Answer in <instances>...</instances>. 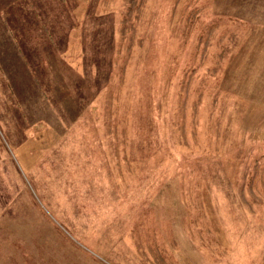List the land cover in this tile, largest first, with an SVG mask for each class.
Masks as SVG:
<instances>
[{
  "label": "rangeland",
  "instance_id": "1",
  "mask_svg": "<svg viewBox=\"0 0 264 264\" xmlns=\"http://www.w3.org/2000/svg\"><path fill=\"white\" fill-rule=\"evenodd\" d=\"M0 264H264V0H0Z\"/></svg>",
  "mask_w": 264,
  "mask_h": 264
},
{
  "label": "crops",
  "instance_id": "2",
  "mask_svg": "<svg viewBox=\"0 0 264 264\" xmlns=\"http://www.w3.org/2000/svg\"><path fill=\"white\" fill-rule=\"evenodd\" d=\"M65 1H67V0H63V2H65Z\"/></svg>",
  "mask_w": 264,
  "mask_h": 264
}]
</instances>
